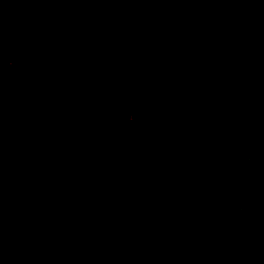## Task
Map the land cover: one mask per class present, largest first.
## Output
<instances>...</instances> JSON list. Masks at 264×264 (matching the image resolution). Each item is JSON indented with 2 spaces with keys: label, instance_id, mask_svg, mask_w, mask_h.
<instances>
[{
  "label": "trees",
  "instance_id": "1",
  "mask_svg": "<svg viewBox=\"0 0 264 264\" xmlns=\"http://www.w3.org/2000/svg\"><path fill=\"white\" fill-rule=\"evenodd\" d=\"M0 264H264V0H0Z\"/></svg>",
  "mask_w": 264,
  "mask_h": 264
}]
</instances>
